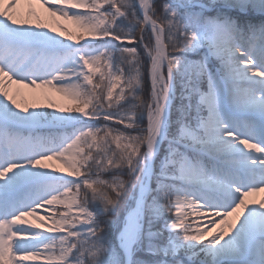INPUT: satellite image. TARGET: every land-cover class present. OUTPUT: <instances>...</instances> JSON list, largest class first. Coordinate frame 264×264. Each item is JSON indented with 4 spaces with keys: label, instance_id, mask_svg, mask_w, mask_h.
<instances>
[{
    "label": "snow or ice",
    "instance_id": "6c2138e0",
    "mask_svg": "<svg viewBox=\"0 0 264 264\" xmlns=\"http://www.w3.org/2000/svg\"><path fill=\"white\" fill-rule=\"evenodd\" d=\"M18 2L0 0V264H264V0H36L76 35Z\"/></svg>",
    "mask_w": 264,
    "mask_h": 264
},
{
    "label": "bare ground",
    "instance_id": "6f19581e",
    "mask_svg": "<svg viewBox=\"0 0 264 264\" xmlns=\"http://www.w3.org/2000/svg\"><path fill=\"white\" fill-rule=\"evenodd\" d=\"M17 10L15 9V12L18 14V18H28L35 21L36 18H39L43 23L49 25V27H52V24L57 23L61 17L59 16H52L44 6H41V4L37 3L36 0H19ZM25 9L26 12H20V9ZM28 9L33 10L34 12L28 11ZM28 11V12H27ZM8 90L11 96H13L17 100V93H23L25 90H29L28 95L26 93L25 98H29L27 103L30 105L31 101L39 96L40 94L47 95L49 91L53 90L51 86L48 87H42V88H31V87H25L22 85L17 84H9ZM22 99V98H21ZM19 103V101L17 100ZM46 164H48V161H46ZM252 201H258L261 198H264V193H257L254 196H252ZM249 197L248 199H250ZM32 217H26V220L28 221V226H31L29 219Z\"/></svg>",
    "mask_w": 264,
    "mask_h": 264
},
{
    "label": "rangeland",
    "instance_id": "374dc122",
    "mask_svg": "<svg viewBox=\"0 0 264 264\" xmlns=\"http://www.w3.org/2000/svg\"><path fill=\"white\" fill-rule=\"evenodd\" d=\"M17 9L18 8H16V10ZM28 11H30L31 13L34 12L33 10H30V9H28ZM20 12H26V10L23 8V9H20ZM61 25L64 28H66L73 35H76L77 33H79L81 31L73 21H71L70 19L66 20L63 18H60L57 23L52 24L51 28L55 29V31L58 33V32H60V26ZM97 75H98V73H97ZM28 92H29V90H25V91H23V93H17V100L22 105L27 103V101L29 100L28 97L25 98L26 93L28 95ZM34 104L38 105L40 107H45L49 104H54L57 107H73L75 105V102L73 100H71L70 98L66 97L65 95H63L62 93H59V92L55 91V89H53V90L49 91L47 95L40 94L39 96L34 98L31 101L30 106L34 105ZM49 110H54V109H49ZM47 165L49 166L50 169H56V168L63 169V165L59 161H56V160L48 161ZM65 174H66V172H65ZM252 199H253V197H251L249 200L252 201ZM185 211H187V209H185ZM194 215H195L194 213L189 212L190 218L194 217ZM29 222L31 225H34L37 223V221L34 220L33 218L29 219ZM41 230H43V229H41Z\"/></svg>",
    "mask_w": 264,
    "mask_h": 264
}]
</instances>
